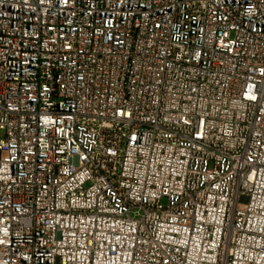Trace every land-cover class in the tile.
Returning <instances> with one entry per match:
<instances>
[{"label":"built area","instance_id":"obj_1","mask_svg":"<svg viewBox=\"0 0 264 264\" xmlns=\"http://www.w3.org/2000/svg\"><path fill=\"white\" fill-rule=\"evenodd\" d=\"M0 264H264V0H0Z\"/></svg>","mask_w":264,"mask_h":264}]
</instances>
